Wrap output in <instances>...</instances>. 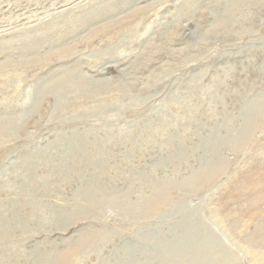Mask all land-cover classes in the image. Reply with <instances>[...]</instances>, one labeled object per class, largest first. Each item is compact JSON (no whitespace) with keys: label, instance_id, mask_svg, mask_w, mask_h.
<instances>
[{"label":"rangeland","instance_id":"obj_1","mask_svg":"<svg viewBox=\"0 0 264 264\" xmlns=\"http://www.w3.org/2000/svg\"><path fill=\"white\" fill-rule=\"evenodd\" d=\"M0 264H264V0H0Z\"/></svg>","mask_w":264,"mask_h":264}]
</instances>
